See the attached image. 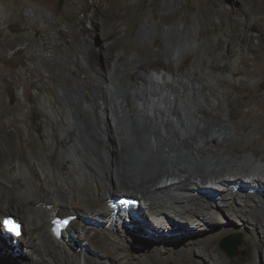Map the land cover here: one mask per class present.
I'll return each mask as SVG.
<instances>
[{"label": "bare ground", "instance_id": "bare-ground-1", "mask_svg": "<svg viewBox=\"0 0 264 264\" xmlns=\"http://www.w3.org/2000/svg\"><path fill=\"white\" fill-rule=\"evenodd\" d=\"M73 1H79L82 10H96L79 17L78 26L94 29L96 16L106 14L110 30L102 35L113 40L95 50L83 43L88 55L79 58L86 60L95 85L90 98L84 97L82 82L75 79L70 87L54 84L52 91L37 93L45 120L43 140L32 136L25 100L10 107L16 130L4 138L8 143H28L34 163L14 160L0 166V174L8 176L0 183V219L12 214L22 223V235L15 242L8 237L9 243L0 232V264L22 257L26 264H145L181 254H191L200 264H223L210 239L238 230L249 231L255 241L253 264H264V151L247 144L251 136L239 121L247 102L260 99L257 107L264 111V98H238L219 83L259 80L256 63L264 52V35L255 31H264V0L251 6L247 0H214L201 27L231 13L243 27L239 36L224 29L217 44L207 31L202 45L192 40L193 27L171 23L175 12L161 22H140L136 38L141 43L152 44L154 34L162 37L166 68L140 69L135 83L125 76L141 65L145 50L136 49L133 59L126 60L120 49L129 31L127 5L134 0ZM232 4L237 8L227 7ZM183 21L188 22L187 13ZM40 52L53 56L51 51ZM188 54L195 55L193 62L179 74ZM211 83L210 90L198 88ZM261 119L255 121L262 125ZM52 147L60 148L54 165L46 156ZM120 192L141 201L136 214L141 213L130 220L133 229L128 220L113 221L106 207V198ZM69 211L76 220L58 239L51 221L74 215ZM155 229L160 236H154ZM166 229L179 234L171 237L174 232ZM86 242L105 248L110 244L115 250L101 247L92 253L84 247Z\"/></svg>", "mask_w": 264, "mask_h": 264}, {"label": "rangeland", "instance_id": "rangeland-1", "mask_svg": "<svg viewBox=\"0 0 264 264\" xmlns=\"http://www.w3.org/2000/svg\"><path fill=\"white\" fill-rule=\"evenodd\" d=\"M213 1L214 0H134L132 3L128 4L129 12L125 14V18L129 25V31L124 35L125 38L120 49L122 52L124 51V53H126V60H132L138 48H142L143 51L145 50V54L143 53V58H141L143 59L140 62L142 66L140 65L139 67L132 68V70H130L131 73L128 72L125 79L130 83H135L141 73L140 69L148 71L150 69L160 70L166 68V61L162 54L165 49V43H162V37H155V34L152 35V37H154L152 44H143L136 38L140 25L145 20L153 18L154 21L161 22L162 18L175 12L176 15L171 23L176 24L181 22L183 25L193 27L192 40L197 38L201 45L204 41L205 31H207L206 36L212 41L214 40V44L218 43L219 33L224 31V29L231 31V36L241 35L243 27L237 15L233 13L227 14L226 16H218L213 22H206L208 25L206 29L201 27L206 12ZM247 1L251 6L255 0ZM227 7L236 9L237 5L232 4ZM89 9L90 11L96 12L94 7H90ZM87 10H82L79 1L74 2L73 0H0V166L14 160L26 165L34 163V161L32 162V154L29 150L28 143L22 140H15L8 143L7 139L4 138L5 135L15 134L16 130V124L11 116L12 114H9L11 106L15 107L17 104H21L22 99L25 100L26 103L24 104L27 107L25 108V113L32 126V136L35 140L36 138L43 140L45 120L41 112V104L37 100L38 92H50L53 90L54 84H64L66 87H70L72 79H75L82 82L84 97L90 98L89 94L93 93L95 85L91 81V76L88 73L86 60L79 58L80 55H88L83 50V43L87 42L90 45L88 50H95L96 48L99 49L101 44L107 43V40L110 42L113 38L109 37L108 39H104L102 35L104 31L110 30V25L107 24L108 18L106 14L99 15L97 13L98 16H96L94 20V24L96 25L94 29H83L81 26H78V18L90 13H87ZM103 11H107L105 7H103ZM185 13L188 14V22L183 21V15ZM134 20H137V22L132 25ZM255 33H257V35H264V31L262 30L255 31ZM40 50L51 51L53 56L49 54L48 56L42 54V56L40 55ZM77 57L79 59H76ZM194 57V54L185 56L180 65L179 74L185 72L186 69L189 68ZM64 58H67V63L62 61ZM257 61L256 67L258 69L257 76L259 80L256 83H247L245 80L241 79L236 83L227 79H221L219 83H223L221 85L223 87L225 86L226 88H224L228 92L236 93L238 98L242 94L247 95L248 98H253L255 94H259V97L264 98V52L260 54ZM97 62L102 64L103 57L101 58L98 56ZM170 69L173 70V66H171ZM198 88L210 90L211 84H201ZM57 95L62 96L61 92H57ZM260 103V99L256 103L247 102L242 108L241 119L238 118V120L240 119L239 121L245 124V135L247 136L248 134V136H251L252 140L249 138L246 139L248 141L247 144L251 145L252 143L256 145L258 151H264V111L261 112V110L258 109L257 106ZM128 104L130 107L131 104L129 102ZM60 106L61 103H57L56 107ZM206 115L208 117H213L212 114ZM258 116L262 117V125H259V123L255 121ZM258 128H260V131H258ZM53 130L55 131V128H53ZM242 144L244 145V143ZM59 151V147H52L47 152V159L52 165H54L56 154ZM7 178L8 176H2L0 174V183L5 184L4 180ZM121 194L133 195L132 193L124 192L116 193L115 195ZM70 212L74 213V211H69V213ZM140 213L141 212L138 210L137 214L139 215ZM5 217H7V215ZM221 220L222 219H218L219 222H221ZM83 221V219L80 220V223L82 229H85L86 226ZM85 223L93 224L94 222L86 221ZM222 225H225V223ZM127 226H131L133 229V224L131 222L128 223ZM148 230H151V226L148 227ZM148 230L145 233H149ZM194 230L198 233H200V231L203 232L196 228H194ZM155 231L156 235L154 234V236H160L158 230L155 229ZM155 231L152 232L154 233ZM167 231L169 233L171 232V235L173 234L172 232H174L171 230ZM0 232H2L1 229ZM168 232H166L165 235L168 236ZM138 233L142 234V232L136 231L137 236H139ZM178 234L179 233L174 232V236L172 235L171 237H175ZM234 234L240 235L241 243L237 248L239 251L238 255L230 258L221 249L220 243L223 239ZM212 237L213 238L210 239V245L221 254L224 260L223 264H253L254 260L257 258L255 241H253L249 231L243 232L238 230L223 232L221 235ZM7 239L9 243H11V239ZM139 239L142 240V237ZM107 245L108 247L105 248L101 246V243L91 242V244H89L86 242L84 247L92 253H96L97 250H102L101 247L114 252L115 248L110 244ZM124 246L127 247L128 245L124 244ZM173 247L171 246V248ZM16 249L20 250L19 246ZM1 253L3 254L5 251ZM20 253L19 251V255L21 256L22 254ZM6 259L9 260V257H6ZM21 259L14 258L12 261L7 262L9 264H15V261L19 263L22 261V264H26V261H24L25 259L23 257ZM125 263L131 264L129 262ZM29 264L32 263L29 262ZM145 264H200V262L196 257L191 256V254H181L173 259H165L164 261L156 260L152 263Z\"/></svg>", "mask_w": 264, "mask_h": 264}, {"label": "water", "instance_id": "water-1", "mask_svg": "<svg viewBox=\"0 0 264 264\" xmlns=\"http://www.w3.org/2000/svg\"><path fill=\"white\" fill-rule=\"evenodd\" d=\"M118 197H120V196L119 195L112 196V198H118ZM8 216L16 219V217L12 214H10ZM240 243H241L240 235L234 234V235H231V236L223 239L220 243V247L227 254L228 257L233 258V257L238 255L237 248L240 245Z\"/></svg>", "mask_w": 264, "mask_h": 264}, {"label": "clouds", "instance_id": "clouds-1", "mask_svg": "<svg viewBox=\"0 0 264 264\" xmlns=\"http://www.w3.org/2000/svg\"><path fill=\"white\" fill-rule=\"evenodd\" d=\"M7 217H9V216H7ZM12 218V217H11ZM14 219V218H13ZM16 220V219H15ZM18 221V220H17ZM18 222H20V221H18ZM21 223V222H20ZM22 224V223H21ZM13 240V239H12Z\"/></svg>", "mask_w": 264, "mask_h": 264}, {"label": "flooded vegetation", "instance_id": "flooded-vegetation-1", "mask_svg": "<svg viewBox=\"0 0 264 264\" xmlns=\"http://www.w3.org/2000/svg\"><path fill=\"white\" fill-rule=\"evenodd\" d=\"M211 85H212V83H211ZM190 87V86H189ZM199 87V86H198Z\"/></svg>", "mask_w": 264, "mask_h": 264}, {"label": "trees", "instance_id": "trees-1", "mask_svg": "<svg viewBox=\"0 0 264 264\" xmlns=\"http://www.w3.org/2000/svg\"><path fill=\"white\" fill-rule=\"evenodd\" d=\"M237 251H238V249H237ZM238 253H239V251H238Z\"/></svg>", "mask_w": 264, "mask_h": 264}]
</instances>
